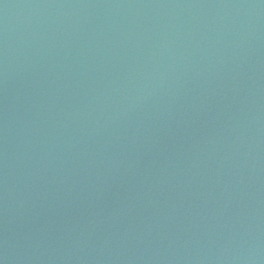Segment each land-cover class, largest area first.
Segmentation results:
<instances>
[{
  "label": "water",
  "instance_id": "1",
  "mask_svg": "<svg viewBox=\"0 0 264 264\" xmlns=\"http://www.w3.org/2000/svg\"><path fill=\"white\" fill-rule=\"evenodd\" d=\"M0 264H264V0H0Z\"/></svg>",
  "mask_w": 264,
  "mask_h": 264
}]
</instances>
